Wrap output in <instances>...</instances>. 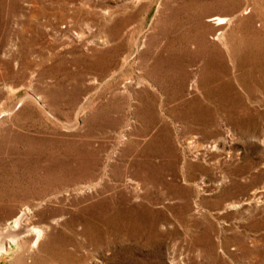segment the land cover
<instances>
[{"label": "rangeland", "instance_id": "374dc122", "mask_svg": "<svg viewBox=\"0 0 264 264\" xmlns=\"http://www.w3.org/2000/svg\"><path fill=\"white\" fill-rule=\"evenodd\" d=\"M31 1L0 0L1 264H264V0Z\"/></svg>", "mask_w": 264, "mask_h": 264}, {"label": "bare ground", "instance_id": "6f19581e", "mask_svg": "<svg viewBox=\"0 0 264 264\" xmlns=\"http://www.w3.org/2000/svg\"><path fill=\"white\" fill-rule=\"evenodd\" d=\"M31 1V0H30ZM38 1V0H37ZM36 1V2H37ZM27 2V1H26ZM29 2V1H28ZM33 2V0L31 1ZM36 5V3H35ZM32 6V5H31ZM225 19L224 17H218V16H215V17H212V18H209L208 20L211 21L212 23H217V24H221L224 22ZM188 77L190 78H195L194 75H186V77L184 79H187ZM105 79V78H104ZM107 80V79H106ZM194 80V79H193ZM190 84V83H189ZM192 84V83H191ZM184 85H182L183 87ZM195 88L199 86V83L198 81L196 82V84H194ZM221 83L217 82L215 84L214 87H211L208 89L209 93L211 94V96H215V97H218V98H222L223 97V91L221 90ZM183 90V89H182ZM207 91V93H208ZM183 92V91H182ZM222 92V93H221ZM176 102V101H175ZM5 111V110H4ZM139 181V180H138ZM108 186V185H107ZM137 188V187H136ZM136 190V189H135ZM168 194V193H167ZM147 196V195H146ZM144 194L142 196V198H145L146 197ZM135 198H139V195H135L134 196ZM141 199V198H140ZM156 199V198H155ZM123 200V199H122ZM155 201V200H154ZM124 202V201H123ZM22 213V212H21ZM16 214L14 216V218L12 219L11 223L10 224H7V225H4L2 228H0V235H4L6 237H8V240L9 242L11 243H16V239L18 236H21L23 234H25L24 232L27 231L25 230V225L22 223V214ZM105 215V214H104ZM136 218V217H135ZM136 222V221H135ZM26 224V223H25ZM27 225V224H26ZM36 227V226H35ZM39 227V226H38ZM34 228L35 230V239L33 240V244H32V247L34 246H38V242L41 240V238H43L44 236V232L41 228ZM42 227V226H41ZM32 229V228H31ZM28 233V232H27ZM30 233V232H29ZM29 233H28V236H29ZM44 233V234H43ZM26 235V234H25ZM34 236V235H33ZM28 238V237H27ZM6 239V238H5ZM31 239H33L31 237ZM30 239V240H31ZM20 240V239H19ZM18 241V240H17ZM25 241V240H24ZM3 242V241H2ZM20 242V241H19ZM29 242V240H28ZM21 243V242H20ZM32 243V242H31ZM21 245V244H20ZM31 246V245H30ZM7 250L6 246L3 245V243L0 242V264L2 263V254ZM13 250V249H12ZM30 250V249H29ZM10 251V250H9ZM23 251V250H21ZM33 251V250H32ZM18 252V251H17ZM20 252V251H19ZM29 252V251H28ZM34 252V251H33ZM22 253V252H20ZM24 253V251H23ZM19 255V254H18ZM23 256V254H22ZM21 256V257H22ZM25 256V255H24ZM29 256V255H28ZM25 259V258H24ZM31 259V258H30ZM12 260V259H11ZM18 260V259H17ZM16 260V261H17ZM20 260V259H19ZM22 262V260H20ZM27 261V260H26ZM24 262V261H23ZM28 262V261H27ZM31 262V261H30ZM20 263V262H19ZM27 264V263H26Z\"/></svg>", "mask_w": 264, "mask_h": 264}]
</instances>
